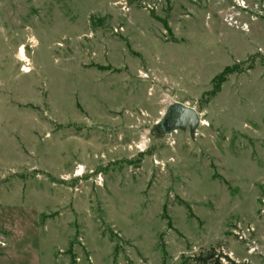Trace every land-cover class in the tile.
Wrapping results in <instances>:
<instances>
[{"label":"rangeland","instance_id":"374dc122","mask_svg":"<svg viewBox=\"0 0 264 264\" xmlns=\"http://www.w3.org/2000/svg\"><path fill=\"white\" fill-rule=\"evenodd\" d=\"M208 254L264 264V0H0V264Z\"/></svg>","mask_w":264,"mask_h":264},{"label":"water","instance_id":"95a60500","mask_svg":"<svg viewBox=\"0 0 264 264\" xmlns=\"http://www.w3.org/2000/svg\"><path fill=\"white\" fill-rule=\"evenodd\" d=\"M200 119L194 109L175 105L168 110L167 117L158 125L162 133H172L179 129H189L194 132Z\"/></svg>","mask_w":264,"mask_h":264},{"label":"trees","instance_id":"16d2710c","mask_svg":"<svg viewBox=\"0 0 264 264\" xmlns=\"http://www.w3.org/2000/svg\"><path fill=\"white\" fill-rule=\"evenodd\" d=\"M228 258V257H227ZM214 259V255H206L205 257H200L198 259H194L193 262H195V264H219V261H214V263H211L210 261ZM229 261H231L228 258Z\"/></svg>","mask_w":264,"mask_h":264},{"label":"bare ground","instance_id":"6f19581e","mask_svg":"<svg viewBox=\"0 0 264 264\" xmlns=\"http://www.w3.org/2000/svg\"><path fill=\"white\" fill-rule=\"evenodd\" d=\"M20 55H21V57L23 58V59H25V51H24V48H22L21 50H20Z\"/></svg>","mask_w":264,"mask_h":264}]
</instances>
